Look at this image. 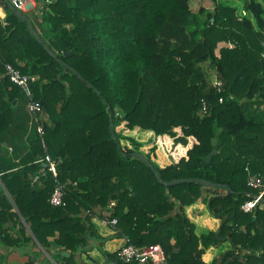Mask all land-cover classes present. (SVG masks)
Returning a JSON list of instances; mask_svg holds the SVG:
<instances>
[{
	"label": "trees",
	"instance_id": "1",
	"mask_svg": "<svg viewBox=\"0 0 264 264\" xmlns=\"http://www.w3.org/2000/svg\"><path fill=\"white\" fill-rule=\"evenodd\" d=\"M224 1L193 12L190 0H36L32 17L24 14L40 43L0 0V264L21 247L29 248L22 264H36L38 252L54 254L56 264H91L82 255L94 263V248L114 264H137L103 249L116 235L102 236L94 217L116 218L135 246L159 245L163 264H206L203 247L226 239L233 247L220 264H242L235 254L246 250L243 264H264V206L241 209L260 193L248 176L264 178L261 135L244 132L264 131V4L248 0L250 15L238 16ZM221 42L230 46L216 54ZM6 64L35 77L28 83L41 103L34 117ZM121 122L152 131L161 143L144 148L116 129ZM46 156L64 186L62 206L49 202L55 182ZM157 176L216 186L163 185ZM197 200L220 220L207 236L195 235L185 213Z\"/></svg>",
	"mask_w": 264,
	"mask_h": 264
},
{
	"label": "built area",
	"instance_id": "2",
	"mask_svg": "<svg viewBox=\"0 0 264 264\" xmlns=\"http://www.w3.org/2000/svg\"><path fill=\"white\" fill-rule=\"evenodd\" d=\"M13 5L14 9L19 10L22 13L33 11L35 8L39 7V4L36 0H9ZM5 16V12L2 7H0V17L3 18ZM6 74L9 76V79L15 84L19 85L21 89L25 92L28 97L27 108L34 117V115L41 110V103L36 102L32 99L31 93L28 87V83L35 80V77L32 75L22 74L18 69L12 67L9 64L5 65ZM1 77V75H0ZM214 86L217 89L220 88L221 82L216 79L214 80ZM221 100V99H220ZM207 106L204 104L203 113H206ZM38 130L41 132V126L38 125ZM47 164L52 172V176L54 177V188L49 196V202L52 206H62L65 204L64 202V186L63 184L56 178L55 169L53 161L46 156ZM247 185L249 187L260 189V193L257 195H252L251 199L246 200L242 205L241 209L244 212H251L256 206L263 207L264 203L261 201L262 194L264 192V180L261 176H257L254 174H250L247 179ZM96 218V217H95ZM98 218V217H97ZM105 225L111 230L115 237H119L122 240L121 245L117 249L118 258L122 262H136L137 264H163L164 262V254L159 245H147V246H135L130 241L129 238L122 234L117 227V219L112 218L110 220H104Z\"/></svg>",
	"mask_w": 264,
	"mask_h": 264
},
{
	"label": "crops",
	"instance_id": "3",
	"mask_svg": "<svg viewBox=\"0 0 264 264\" xmlns=\"http://www.w3.org/2000/svg\"><path fill=\"white\" fill-rule=\"evenodd\" d=\"M30 126H31V123H30L29 127ZM8 148H9V150H11L10 146H8ZM19 157L20 156H17L16 159H18ZM193 209L199 210L200 213L197 215H194L192 213ZM185 213H186V216L188 217L189 221L194 224V233L197 237L207 236V235H209L210 232H216L219 225H220V220L218 218H215L212 215H210L206 204L204 202H202V200H197L195 203L187 206L185 208ZM93 222L95 223L98 232L102 236H112L113 235L111 233V230H109V228L105 225L104 220L97 218V217L96 218L94 217ZM252 233H254V230H252ZM261 242H262L261 239H257L254 242V244L260 246ZM121 243H122L121 238L113 237L112 239L107 240L105 242L103 249L108 251V252H115V251H117V249L119 248ZM235 246H236L235 247L236 249L241 248V244L239 242ZM198 247L199 248L203 247L202 242L200 240L198 243ZM232 247H233V245L229 239H226V240H224L218 244H211V245H208L206 247H203V252L201 254V260L206 264H220L221 260L219 257L222 254H224L226 251L231 250ZM23 248L25 249L27 247H23ZM23 248L21 247V248L12 249L9 252V255L7 257L6 264H22L23 262H25L28 258L26 251L29 250V248H27L25 250ZM234 251L236 252L235 249H234ZM248 252L249 251L246 250L243 255H241L239 253L235 254V255H239V259H238L239 262H241L242 264L247 262L246 254ZM258 255H259V252L257 251L256 256H258ZM83 256H85V255H83ZM89 256H91L94 259V263H92L89 260H86V258H84V260L91 263V264H114L110 260L105 262L104 256L96 248H94L93 250H91L89 252ZM99 258H101V259L104 258L102 263L99 260ZM36 264H50V261L46 257L45 253L43 256L42 253L38 252ZM147 264H149V263H147Z\"/></svg>",
	"mask_w": 264,
	"mask_h": 264
},
{
	"label": "rangeland",
	"instance_id": "4",
	"mask_svg": "<svg viewBox=\"0 0 264 264\" xmlns=\"http://www.w3.org/2000/svg\"><path fill=\"white\" fill-rule=\"evenodd\" d=\"M217 0H190V7H191V10L193 12H197L199 7L200 6H203L205 9L207 10H210L213 8L214 4L216 3ZM222 2V0H219ZM224 1V0H223ZM248 0H225L224 2L225 3H228V4H231L233 6H236V10L238 12V16H243V15H247L249 16L250 14H248L247 11H244L243 8H244V2H246ZM256 1H259L261 2L262 4H264V0H256ZM35 10H37V8L34 9V11H30L28 12L27 14L28 15H31L32 17V13L35 12ZM204 17V14L201 15V18ZM221 46H230L229 44L227 43H224V42H221L217 45L216 47V54H218V50ZM205 68V71L206 73L208 74V76L210 77V80H211V83L213 84L214 83V80H215V70L214 68L209 64V63H206L204 66ZM249 110H252L251 106L248 107ZM254 113H257L256 116H254V121H258V119H260V114H259V110L258 109H255L254 110ZM259 122V121H258ZM261 122V121H260ZM263 125V124H262ZM121 134L123 135H126V136H132L133 138H135L137 141L139 142H142L143 143V146L144 148H148V147H151L153 146L154 144H160L161 143V138L160 136H157L156 134H154L152 131H148V130H141L139 128H135L133 130H129L127 129L125 126H124V123L121 122L117 128H116ZM245 134L248 135V133H258L261 135V137H259L261 141V143L264 142V138H263V134H264V131L262 130V128H256L255 131L252 130V127L251 128H248L246 129L245 131ZM125 142V141H123ZM163 146V145H162ZM99 251V250H98ZM100 252V251H99ZM101 253V252H100ZM102 254V253H101ZM46 255V254H45ZM46 257L48 258V260L50 261V264H56V261L57 260V257L52 254V257L50 256H47ZM83 259L85 258V256H83ZM54 259V260H53ZM88 260V259H86ZM99 260L102 261L104 260V258H99ZM90 261V260H89Z\"/></svg>",
	"mask_w": 264,
	"mask_h": 264
},
{
	"label": "water",
	"instance_id": "5",
	"mask_svg": "<svg viewBox=\"0 0 264 264\" xmlns=\"http://www.w3.org/2000/svg\"><path fill=\"white\" fill-rule=\"evenodd\" d=\"M4 1H5V3L7 4V6L9 7V9L13 10V11L15 12V14H17V15H18L19 17H21L23 20H25L26 22H28L31 32L35 35V37L37 38V40H38L40 43H43L42 39L39 37V35H38V34L35 32V30L33 29V27H32V23H31L30 19H29L24 13L20 12L19 10L14 9V7H13V5L11 4L10 1H8V0H4ZM262 46H263V48H264V42H262ZM48 52H49V54H50L51 56H54V52H53V51L48 50ZM71 53H72L71 51L66 52V53H64V56L67 57V56H68L69 54H71ZM263 56H264V51H263ZM112 132H113V131H112V128H111V133H112ZM217 152H218V151H217V148L214 147V148H213V149H212V150H211V151L205 156L204 161H205V162H209V161L211 160V158H212ZM131 155L134 156V157H138V158H140V159L143 160V161H146L145 156H144L143 154H141V153L133 152ZM42 165H43V166H46L47 164H46V163H43ZM157 180H158L159 183H161V184H163V185H172L173 183H176V182H189V181H195V182H198V183H200V184H202V185L216 186L215 183L210 182V181H207V180H204V179H200V178H177V179H174V180L164 181V180H162L159 176H157ZM263 180H264V178H263ZM229 192H231L230 188H229ZM261 201L264 202V199L261 198ZM61 254H62L63 256H66V257L69 256V253H68V252H62ZM106 261H108V258H107V257H105V262H106ZM110 261L114 263V260H113V259H110Z\"/></svg>",
	"mask_w": 264,
	"mask_h": 264
}]
</instances>
